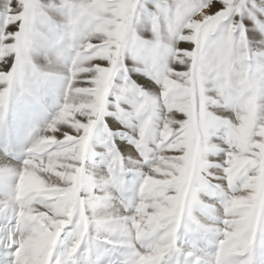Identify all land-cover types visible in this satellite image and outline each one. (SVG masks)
I'll use <instances>...</instances> for the list:
<instances>
[{
	"label": "snow or ice",
	"instance_id": "snow-or-ice-1",
	"mask_svg": "<svg viewBox=\"0 0 264 264\" xmlns=\"http://www.w3.org/2000/svg\"><path fill=\"white\" fill-rule=\"evenodd\" d=\"M0 264H264V0H0Z\"/></svg>",
	"mask_w": 264,
	"mask_h": 264
}]
</instances>
